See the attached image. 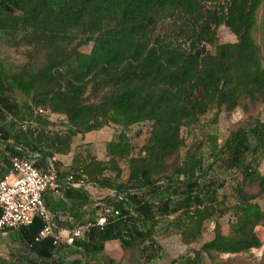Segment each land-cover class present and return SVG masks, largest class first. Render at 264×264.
I'll list each match as a JSON object with an SVG mask.
<instances>
[{
    "label": "trees",
    "instance_id": "16d2710c",
    "mask_svg": "<svg viewBox=\"0 0 264 264\" xmlns=\"http://www.w3.org/2000/svg\"><path fill=\"white\" fill-rule=\"evenodd\" d=\"M221 26L237 40L220 42ZM0 40L27 49L19 71L0 61V114L7 115L0 150L11 160L35 159L41 168L69 154L77 135L117 128L105 157L53 160L61 179L82 183L62 186L81 203L80 224L97 219L90 184L112 191L99 201L119 212L70 245L78 256L71 264H101L92 257L109 239H119L124 254L104 264H157L155 234L164 218L188 248L167 264H220L218 255L263 246L256 229L264 225V120L221 138L218 116L264 104V0H0ZM212 111L200 142L183 153V129ZM222 165L241 167L234 185L215 178ZM41 225L39 217L30 224ZM35 238L39 258L54 257L62 245ZM0 264L25 263L0 252Z\"/></svg>",
    "mask_w": 264,
    "mask_h": 264
},
{
    "label": "rangeland",
    "instance_id": "374dc122",
    "mask_svg": "<svg viewBox=\"0 0 264 264\" xmlns=\"http://www.w3.org/2000/svg\"><path fill=\"white\" fill-rule=\"evenodd\" d=\"M263 10L261 9L258 15V27L255 31V37L259 44L262 43V35L260 31V23L262 18ZM168 22H163L160 26V31H165L168 26ZM220 42H234L237 40L234 33H232L227 27L221 26L218 31ZM85 52H90L91 47L82 48ZM214 51L215 49L212 48ZM27 49L25 47H14L0 40V61L3 63L5 69L8 72L19 71L22 69L23 65L27 62ZM215 111L201 118V121L193 126L192 128H184L183 135L186 139V145L183 149V153L187 150H191L195 145L200 142L201 133L207 124H209L212 117L215 115ZM257 117L264 120V104L259 105L256 108L245 111L242 108H238L231 114L222 112L218 116L220 137L226 138L231 130H236L239 127L247 126L251 124ZM54 121H60L62 118L57 115L51 117ZM136 129V128H135ZM135 129L132 131L134 134ZM117 130L115 126H107L100 130H93L85 134L77 135L72 143L71 152L68 155V160L71 161L74 155H77L79 159H84L86 155H93L95 157L103 158L105 157L106 149L105 143L111 140L114 136V132ZM145 141L143 136L137 141L138 146L142 145ZM261 171H264V161L261 164ZM241 167H225L219 166L215 172V178H219L221 181H227L229 184L234 185L240 177ZM95 186L89 185V189L94 191ZM228 190V189H227ZM259 202L264 207V199H260ZM228 219L229 215L225 216L222 220V226L225 231L228 230ZM259 237L263 242L261 248H254L251 252L246 254H221L218 255L217 260L220 264H259L262 255L264 253V225H260L256 229ZM171 232V231H170ZM168 231L161 228L157 234V242L164 249V261L167 263L175 258L180 257V255L186 253L185 246L181 243L180 236L178 232H171L167 234ZM209 237V235L207 236ZM9 237H2L0 240V250L5 256L10 255V251L17 250L16 246L11 247L13 244L9 242ZM201 244H196L194 247L198 248ZM21 253L20 251H18ZM209 260H206L208 263Z\"/></svg>",
    "mask_w": 264,
    "mask_h": 264
},
{
    "label": "built area",
    "instance_id": "2783aa9c",
    "mask_svg": "<svg viewBox=\"0 0 264 264\" xmlns=\"http://www.w3.org/2000/svg\"><path fill=\"white\" fill-rule=\"evenodd\" d=\"M63 185L81 186L82 183L75 182L73 176L61 179L55 167L38 168L35 159L14 156L11 173L0 179V233L30 225L35 217H39L43 227L35 241L52 237L56 244L73 245L95 225L103 227L108 216L119 213L111 208H103L96 223L88 222L75 228L58 230L55 216L45 203L44 193L47 190L58 191Z\"/></svg>",
    "mask_w": 264,
    "mask_h": 264
},
{
    "label": "crops",
    "instance_id": "0c3cea01",
    "mask_svg": "<svg viewBox=\"0 0 264 264\" xmlns=\"http://www.w3.org/2000/svg\"><path fill=\"white\" fill-rule=\"evenodd\" d=\"M7 119L6 114H0V127L4 125L5 121ZM2 134L0 133V137ZM69 154H56L54 158H47L43 161H41L40 165L42 169H49L51 167H54L53 160H60L65 164H70L72 162L68 160ZM12 171V160L10 157V154L7 150L1 149L0 150V179L4 178L5 176L9 175ZM91 185V184H90ZM74 187H80V186H74ZM87 188L90 192V197L94 201L92 204H90L92 209H95V214L97 215L96 221L87 220L82 222L80 224L81 215L78 214V211H80L81 203L77 202L75 200H71L68 198V194L64 193V188H61L58 191L53 190H47L44 193V200L48 208L53 212L55 216V223L57 225V229L62 228H70L73 224H77L76 226L72 227L75 228L79 225L88 223V222H94L96 223L100 212L103 209L101 206V199L105 198L108 194H113L112 191L108 189H101L98 187L94 188V191L92 192L91 189H89V185H87ZM1 209H0V216H1ZM85 219V218H84ZM43 225L40 226V228H37L36 226H23L19 229H10L7 230L4 234L0 233V240L2 237H9V242L13 244L11 247L14 248L16 246L18 248L17 250H12L10 253L14 255L16 258L24 262L25 264H71L73 259H76L78 256L74 253H72V248L70 245H67L65 243H62V245L58 249V253L55 254L52 258H39L38 255L34 254V252L31 249V243L33 237L37 236L40 230L42 229ZM168 231L167 234H171V232H178L181 240V234L180 231L176 229H172L169 225V219L164 218L162 221V224L159 226L158 231L155 234V240L157 242V234L159 233L161 228H164ZM71 229V228H70ZM104 231L102 228L100 230L96 231L98 236L104 234ZM171 231V232H170ZM95 234V235H97ZM93 236L91 239L92 244L99 243V237ZM104 250L101 254L97 256H93V261H96L97 263L104 264L108 260H114V261H120L123 257L124 250L122 248V243L119 239H109L105 242H101ZM182 243V240H181ZM157 244L161 247V253L160 255L155 259V262L157 264H167L163 263L164 261V249L163 247L157 242ZM183 244V243H182ZM184 245V244H183ZM186 250L188 249L186 245H184ZM195 246V245H194ZM1 253H3L0 250ZM187 253V251H186ZM185 253V254H186ZM184 255V254H182ZM181 256V255H180ZM176 259V258H175ZM174 260V259H173ZM172 261V260H171Z\"/></svg>",
    "mask_w": 264,
    "mask_h": 264
}]
</instances>
